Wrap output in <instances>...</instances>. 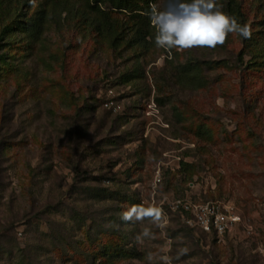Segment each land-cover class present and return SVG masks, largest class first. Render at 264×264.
<instances>
[{"label":"rangeland","instance_id":"374dc122","mask_svg":"<svg viewBox=\"0 0 264 264\" xmlns=\"http://www.w3.org/2000/svg\"><path fill=\"white\" fill-rule=\"evenodd\" d=\"M98 1L0 0V264H264V0H214L251 37L171 58L149 16ZM42 18L40 37L19 28ZM188 195L233 202L254 232L187 226L168 201ZM133 205L161 219L122 220Z\"/></svg>","mask_w":264,"mask_h":264},{"label":"clouds","instance_id":"9594fccd","mask_svg":"<svg viewBox=\"0 0 264 264\" xmlns=\"http://www.w3.org/2000/svg\"><path fill=\"white\" fill-rule=\"evenodd\" d=\"M149 18L155 28V45L166 50L169 58L172 49H214L217 45H224L229 33H239L245 39L251 37L250 27L241 25L235 17L223 12L214 0H165L163 8L151 5ZM145 218L158 222L161 211L155 207L133 205L121 213V219L126 222H142ZM149 235V230L143 229L135 239L142 243L143 237ZM152 258L150 253L148 259Z\"/></svg>","mask_w":264,"mask_h":264},{"label":"built area","instance_id":"2783aa9c","mask_svg":"<svg viewBox=\"0 0 264 264\" xmlns=\"http://www.w3.org/2000/svg\"><path fill=\"white\" fill-rule=\"evenodd\" d=\"M103 105L105 109L115 114H122L124 111L123 105L116 99L115 90L111 86L107 87ZM151 107H154V105H151ZM164 173L162 166L158 165L155 179L152 183L153 188L156 189L162 183ZM168 203L172 211L180 216L183 223L207 235L223 237L239 230L247 235L254 232L251 221L231 201L212 200L197 202L188 195L168 201Z\"/></svg>","mask_w":264,"mask_h":264},{"label":"trees","instance_id":"16d2710c","mask_svg":"<svg viewBox=\"0 0 264 264\" xmlns=\"http://www.w3.org/2000/svg\"><path fill=\"white\" fill-rule=\"evenodd\" d=\"M10 2L16 1L18 4H24L28 0H8ZM153 0H112L115 7L124 10L126 12L135 13L138 16H149V13L151 11V5ZM233 0H231L232 2ZM98 2H103V0H99ZM94 19L92 20V23L97 26V30L99 33L103 34L105 30H113L117 25L113 22V19L111 18V13L108 10H105L100 5H94ZM3 11L0 10V15L6 14V9L3 6ZM4 12V13H3ZM233 17H235L241 25L243 24V17H242V9L240 6H236V8L233 11ZM150 21V20H149ZM22 25L26 24L23 21H19ZM46 19L42 18L41 21L32 23L27 28V26H20L19 28H24V31L34 34L35 37H40L41 34L44 31L45 25H46ZM1 26V33H0V40H3L5 35L12 29L14 26H11L8 24V22H5L2 20L0 22ZM148 33V32H147ZM147 33H144L143 37H147ZM167 52V51H166ZM168 53V52H167ZM171 53L174 52L171 50ZM1 59H5V56H0ZM199 86V85H195Z\"/></svg>","mask_w":264,"mask_h":264}]
</instances>
